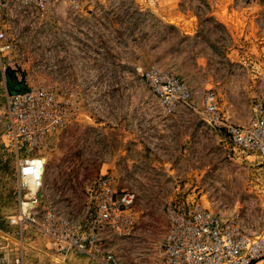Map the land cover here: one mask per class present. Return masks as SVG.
I'll list each match as a JSON object with an SVG mask.
<instances>
[{
  "label": "rangeland",
  "instance_id": "obj_1",
  "mask_svg": "<svg viewBox=\"0 0 264 264\" xmlns=\"http://www.w3.org/2000/svg\"><path fill=\"white\" fill-rule=\"evenodd\" d=\"M1 20L16 42L0 59V119L15 85L49 89L76 110L46 152L39 210L87 219L86 187L108 173L135 194L137 211L130 234H105L96 258L55 254L17 218V164L0 123L1 254L22 244L24 264H113L107 251L116 264H151L169 204H198L259 232L264 162L215 131L202 103L212 90L233 124L248 122L264 76V0H92L77 13L57 3L44 14L10 5ZM152 64L186 83L192 109L161 107L142 80Z\"/></svg>",
  "mask_w": 264,
  "mask_h": 264
},
{
  "label": "built area",
  "instance_id": "obj_2",
  "mask_svg": "<svg viewBox=\"0 0 264 264\" xmlns=\"http://www.w3.org/2000/svg\"><path fill=\"white\" fill-rule=\"evenodd\" d=\"M92 0H0V59L12 52L15 37L2 24V10L10 5L21 9L48 12L55 4L65 5L75 13ZM142 80L161 107L168 113L179 107L192 109V93L186 83L156 64L142 73ZM260 94L250 107L245 125L233 124L222 112L217 95L209 90L203 97L202 115L217 132L224 131L240 153L264 162V76ZM75 107L58 98L51 90L37 87L9 93L4 112V139L14 153L19 181L17 218L21 225L35 228L50 240V249L58 255L88 256L102 254L105 234L124 237L137 222L135 194L119 190L108 173L100 174L86 187L87 219L77 221L54 211L39 210L44 187L45 161L52 141L74 120ZM33 156H28L32 151ZM22 151V153H20ZM32 205V207L26 206ZM26 207L29 214H25ZM168 229L161 256L151 264H264V214L258 233H246L233 218L198 204H169L166 208ZM17 224L16 220L12 221ZM19 250V249H18ZM113 264L117 259L106 252ZM21 244L18 255L0 253V264H24Z\"/></svg>",
  "mask_w": 264,
  "mask_h": 264
},
{
  "label": "bare ground",
  "instance_id": "obj_3",
  "mask_svg": "<svg viewBox=\"0 0 264 264\" xmlns=\"http://www.w3.org/2000/svg\"><path fill=\"white\" fill-rule=\"evenodd\" d=\"M45 161H46L47 164H48V159H47V157H46ZM46 166H47V165H46ZM45 172H46V167H45V169H44V173H43L44 175H45ZM21 206H22V205H20V208H19L20 214H21V211H22ZM27 206L32 207V205H27ZM23 211H24L25 214H29V210H28L27 208H24ZM20 216H21V217H19V220L22 219V215H20ZM20 225H21V224H20ZM21 227L23 228L24 225H21Z\"/></svg>",
  "mask_w": 264,
  "mask_h": 264
},
{
  "label": "trees",
  "instance_id": "obj_4",
  "mask_svg": "<svg viewBox=\"0 0 264 264\" xmlns=\"http://www.w3.org/2000/svg\"><path fill=\"white\" fill-rule=\"evenodd\" d=\"M17 87L18 86H16V85L14 87H11L10 93L15 92V91H23L24 90V88L18 89Z\"/></svg>",
  "mask_w": 264,
  "mask_h": 264
}]
</instances>
